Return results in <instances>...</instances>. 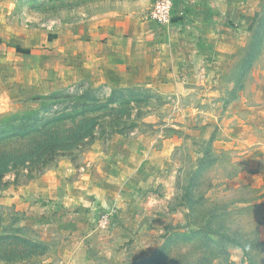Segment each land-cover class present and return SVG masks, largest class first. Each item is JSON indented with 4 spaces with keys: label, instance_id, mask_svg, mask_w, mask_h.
Listing matches in <instances>:
<instances>
[{
    "label": "rangeland",
    "instance_id": "obj_1",
    "mask_svg": "<svg viewBox=\"0 0 264 264\" xmlns=\"http://www.w3.org/2000/svg\"><path fill=\"white\" fill-rule=\"evenodd\" d=\"M154 1L0 0V139L14 134L0 151L22 148L34 118L35 140H56L4 168L0 264H264V0H249L228 59L206 72L152 59L128 80L105 81L70 61L84 51L67 47L83 25L131 17L146 30ZM82 176L129 187L122 209L133 201L142 214L145 204L166 222L150 219L114 247L44 221L27 184Z\"/></svg>",
    "mask_w": 264,
    "mask_h": 264
},
{
    "label": "crops",
    "instance_id": "obj_2",
    "mask_svg": "<svg viewBox=\"0 0 264 264\" xmlns=\"http://www.w3.org/2000/svg\"><path fill=\"white\" fill-rule=\"evenodd\" d=\"M248 2L249 0H172V23L160 25L150 20L146 30L135 29V19L131 17L121 18L111 25L105 21L100 27L88 23V27L83 25L84 31H78L67 42L68 48L69 45L82 46L84 50L74 52L75 55L70 61L74 66L86 65L89 75H96L97 72H93V69L99 70V76L106 78L105 81L128 80L135 76V71H141L152 59L156 62H171L178 58L177 62L191 65L192 69L194 63H199L203 66V72H206L207 68H218L219 64L228 59L241 27L237 28L241 24L238 20L243 19L244 8H248ZM59 63H62L61 60ZM104 69L105 72H101ZM49 78L54 80L56 73L53 75L52 71ZM86 78L92 79L90 76ZM135 155L134 150L132 156ZM150 162L146 165L142 163L137 171L139 176L135 180L140 182L132 187L135 194H123L124 189H130L127 186L125 188L115 183H99L84 176L70 182H58L48 178L41 185L27 184L26 188L30 190L28 194L33 197L32 203L38 208L44 221L59 223L74 236L91 239L92 242L98 238L118 247L132 240L137 231L149 227L150 219L166 222L168 215L157 217L151 214L145 204L146 211L142 214L135 212L138 206L132 207L135 204L133 201L128 202L126 209L120 207L119 198L122 195L126 197L133 194L138 197L146 178L140 176L152 169ZM140 209L141 205L139 211ZM110 213L112 215L109 216ZM98 214L101 215L98 217ZM104 215L107 218L106 223L102 221ZM105 224L106 229L101 226Z\"/></svg>",
    "mask_w": 264,
    "mask_h": 264
},
{
    "label": "trees",
    "instance_id": "obj_3",
    "mask_svg": "<svg viewBox=\"0 0 264 264\" xmlns=\"http://www.w3.org/2000/svg\"><path fill=\"white\" fill-rule=\"evenodd\" d=\"M35 120H36V118H34V120L27 122L28 125L25 126L26 131H20L21 137L23 139L26 138V141L22 144V148L12 147V149H10V150L4 151V152L0 151V190L4 187V183H3L2 179L4 176L3 172L6 171L4 169L6 166L11 165V167H14V165L17 164L18 158L25 161L27 158L32 157V156L38 157V156H40L38 154L40 148L41 149L44 148V149L48 150V148L51 147L52 144H54V142H52V140H55V139H52L51 137H48V136L40 137L39 140H35V135H33V133H32L33 131L36 130L35 128H36L37 121H35ZM32 127H34L35 130H33ZM42 127H45V126L43 125ZM40 129H43V128H40ZM20 132H18V134ZM31 135H33V137ZM13 136H14V134H12V136L11 135L5 136L4 138H2L0 140L9 141V140H11V138H13ZM29 137H32V138L27 139ZM20 151H25V152L19 156V155H17V153ZM188 225H189V223H178L175 225V227L187 228ZM208 230H210V233L218 236L220 239H227V240L230 239V237H226L223 233L213 231L212 229H208Z\"/></svg>",
    "mask_w": 264,
    "mask_h": 264
},
{
    "label": "built area",
    "instance_id": "obj_4",
    "mask_svg": "<svg viewBox=\"0 0 264 264\" xmlns=\"http://www.w3.org/2000/svg\"><path fill=\"white\" fill-rule=\"evenodd\" d=\"M149 18L151 21L160 25L171 24L174 18L172 0H155L150 9ZM102 221L106 223V215L102 217Z\"/></svg>",
    "mask_w": 264,
    "mask_h": 264
}]
</instances>
